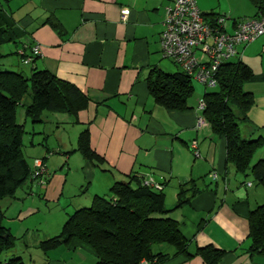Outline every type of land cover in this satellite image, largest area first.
Here are the masks:
<instances>
[{
	"label": "crops",
	"instance_id": "obj_1",
	"mask_svg": "<svg viewBox=\"0 0 264 264\" xmlns=\"http://www.w3.org/2000/svg\"><path fill=\"white\" fill-rule=\"evenodd\" d=\"M173 1L0 0L1 11L21 31L17 42L0 46L1 69L23 74L32 67L46 69L87 97L86 106L75 115L49 111L38 123H31L18 109L16 119L25 131L23 156L30 168L44 161L45 181L28 180L12 196L0 199L2 224L14 239L12 247L0 254V264L9 257H18L23 264H97L91 247L76 238L48 249L41 242L59 233L70 212L87 206L94 195H107L113 182L131 175L162 186L165 215L177 221L187 241L188 254H172V246L155 245L154 252L169 257L147 264H208L199 251L206 246L222 251L214 264H264V255L247 252V214L264 201V188L225 164L224 139L207 122L196 126V105L206 89L193 79L184 110L159 105L147 90L151 69L167 74L181 70L161 56L158 45L165 8ZM258 1L195 3L205 21L223 15L224 27L231 31L235 20L256 15ZM122 7L128 9L124 21L119 19ZM20 42L39 46L31 65L21 64L15 52ZM236 49L251 69L242 89L253 98L239 130L246 138H263L254 160L264 159V32ZM196 55L203 60L199 52ZM21 103L29 104L30 98L23 95ZM84 128L91 150L103 159L100 164L76 150ZM193 141L197 156L190 147ZM212 172L215 178L210 177ZM187 184L198 192L174 207L178 188Z\"/></svg>",
	"mask_w": 264,
	"mask_h": 264
},
{
	"label": "trees",
	"instance_id": "obj_2",
	"mask_svg": "<svg viewBox=\"0 0 264 264\" xmlns=\"http://www.w3.org/2000/svg\"><path fill=\"white\" fill-rule=\"evenodd\" d=\"M257 8L259 11L255 16L264 13V0L257 2ZM201 16L205 17L202 13ZM20 36L21 31L13 20L0 9V46L17 42ZM24 44L18 43L15 52L21 64L31 65L39 53H30L35 43H26L27 47ZM237 54L236 49L234 57L218 66L213 87L199 82L206 91L197 102V116L209 124L215 135L223 137L225 164L237 174L250 176L264 188V159L254 160L263 138H246L239 130V122L246 119L253 98L250 92L242 89V83L252 76L251 69ZM2 56L4 54L0 53ZM26 57L29 60L24 63ZM193 79L183 70L167 74L151 69L146 77V86L159 105L184 110L188 108L187 99L193 92ZM23 95L30 98V103L25 106L21 103ZM199 102L203 104L201 108H198ZM86 103L87 97L73 84L49 70L32 67L29 74H23L17 70L0 69V199L12 196L28 180L40 184L38 176L33 175L36 166L30 168L22 153L25 131L16 119L18 109H23L31 123H38L49 111L75 115ZM76 150L93 164L103 161L89 146L87 128L79 132ZM40 161L45 165L43 160ZM145 180L131 175L126 180L113 182L107 195H94L87 206L70 212L59 233L42 241L41 247L52 248L76 238L91 247L97 264H140L142 260L146 263L159 262L169 257L167 253L153 251V247L160 244L172 246V254H188L187 241L179 232L177 221L165 215L162 186L155 189L145 184ZM196 192L198 188L193 184L178 188L174 207L187 203L188 197ZM247 222L248 254L264 255V201L248 211ZM13 243L14 239L2 224L0 210V254L8 251ZM199 251L208 264H214L222 253L207 246ZM3 263L23 264L18 257H9Z\"/></svg>",
	"mask_w": 264,
	"mask_h": 264
},
{
	"label": "built area",
	"instance_id": "obj_3",
	"mask_svg": "<svg viewBox=\"0 0 264 264\" xmlns=\"http://www.w3.org/2000/svg\"><path fill=\"white\" fill-rule=\"evenodd\" d=\"M128 9L122 7L119 11L120 21L126 19ZM225 17L217 15L212 22L205 21L195 0H174L165 8L162 19V30L158 37L160 54L163 58L172 59L181 70L190 74L201 84L213 87L216 83L215 72L218 66L236 55V46L251 42L264 32V13L255 17L241 18L235 21L233 29L227 31L224 27ZM199 52L203 60L196 53ZM30 53H39L38 44L31 47ZM27 63L29 58L23 59ZM199 102L198 108L202 107ZM204 124V120L196 117V126ZM193 155L197 156L196 143H190ZM35 176L39 183H44V165L41 161L35 164ZM211 178L216 173H210ZM155 189L160 184L152 183L151 179L144 181ZM249 184V183H248ZM5 264V263H2ZM140 264H147L142 260Z\"/></svg>",
	"mask_w": 264,
	"mask_h": 264
},
{
	"label": "rangeland",
	"instance_id": "obj_4",
	"mask_svg": "<svg viewBox=\"0 0 264 264\" xmlns=\"http://www.w3.org/2000/svg\"><path fill=\"white\" fill-rule=\"evenodd\" d=\"M4 61L3 60H0V66H3L4 67V65H2L1 63H3ZM2 67H0V69H1ZM194 82V81H193ZM209 90V89H208ZM17 113L19 114V112L17 111ZM18 114H17V117H18ZM27 128V127H26ZM22 152H23V154L26 156V150L25 151H23V149H22ZM45 164V163H44ZM33 166H34V164H33ZM45 173V165H44V172H43V174ZM45 175V174H44ZM156 249H157V247L155 246L154 248H153V251H156Z\"/></svg>",
	"mask_w": 264,
	"mask_h": 264
}]
</instances>
